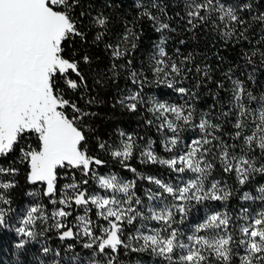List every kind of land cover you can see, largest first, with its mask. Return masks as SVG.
<instances>
[{
	"label": "snow or ice",
	"instance_id": "obj_1",
	"mask_svg": "<svg viewBox=\"0 0 264 264\" xmlns=\"http://www.w3.org/2000/svg\"><path fill=\"white\" fill-rule=\"evenodd\" d=\"M182 3L183 15H175L185 31L211 29L225 44L247 42L241 53L245 65L253 72L257 61L264 66V0L259 5L252 0ZM136 7V17L125 22L117 40L104 44L111 64L92 83L126 75V89L113 107L154 127L168 156L157 153L155 140L135 132L118 130L115 139H101L90 123L96 114L89 106L97 100L87 96L86 69L91 72L93 57L83 46L89 31L94 32L92 44L107 39L109 15H93L85 0H0V158L14 157L7 166L0 164V229L12 227L11 190L20 184L23 165L33 201L14 228L19 252L55 231L61 242L73 241L63 249L74 253L68 264H124L129 253H147L155 264H264V184L243 191L256 176L264 177V92L257 95L245 80L233 79L230 68L224 73L230 89L215 82L226 97L215 93L211 108L198 112L197 90L213 80L211 65L196 64L180 48L169 54L166 33L177 29L164 0H139ZM256 8L262 10L253 15ZM144 20L160 39L147 66L136 67L128 57L138 47ZM256 26L260 34L253 43ZM190 78L195 83L186 87ZM247 81L255 83L251 73ZM149 84L160 89L157 95L145 92ZM165 88L179 99L166 98ZM189 129L196 135L182 140L181 133ZM100 153L136 178L102 173L108 160ZM134 158L164 166L176 174L175 183L139 173L129 163ZM137 180L156 187L144 190L146 200L137 192ZM237 191L242 202L250 203L233 213L227 202ZM207 202H221L222 208L182 227L192 209ZM40 225L46 227L40 230ZM77 243L88 250L85 257L75 252ZM41 251L48 259L40 264H62V250L45 244Z\"/></svg>",
	"mask_w": 264,
	"mask_h": 264
},
{
	"label": "trees",
	"instance_id": "obj_2",
	"mask_svg": "<svg viewBox=\"0 0 264 264\" xmlns=\"http://www.w3.org/2000/svg\"><path fill=\"white\" fill-rule=\"evenodd\" d=\"M139 0H85L86 4H91V13L95 15L97 12H104L106 15L111 17L110 31L108 37L105 41L98 44H92L94 32L89 31L87 37V43L83 46L84 50L90 53L93 57V64L91 72L86 69V74H88V82L90 85V91L87 92L88 97H95L97 102L89 106V110L94 112L96 115L90 117V123L94 127L96 134L104 140L111 141L118 136V130H123L125 132H135L140 136H143L145 140L151 138L157 143L154 145L157 153L161 156H168L169 154L164 152L163 148L160 146V134L157 133L154 127L148 128L142 122L138 115L129 113L120 108L119 105L115 104L116 98L120 95L121 90L126 89V75H121L117 80H106L102 85H94L92 83L93 77L98 71H105L107 67L111 64V53L106 51L105 43H114L117 38L123 33L124 24L126 21H132L139 9L136 4ZM168 4V12L172 17V27H175L177 31L175 33H166L170 36L167 42L166 48L169 54L175 55V49L180 48L182 55H188L191 53L194 57L196 64L211 65L213 72L211 73L213 80L207 81L204 86L199 88L197 91L199 93V99L194 103L196 105L197 111H207L215 103L214 94L219 92L220 97H226L225 90L218 89L216 87V81H222L224 83L225 89L231 88V82L228 81L224 73L230 68L233 70V79L240 78L246 81V84L251 88L255 94L259 95L264 92V66H260L257 61L256 71H252V66L245 65L244 59L241 55L242 50H247L249 45L244 42L242 45H236L234 43L225 44L222 40L220 34L211 29L201 30L196 29L192 32L184 30V22L180 21L179 17L175 14L176 12H181L183 15V3L182 0H164ZM256 5L260 4V0H252ZM111 5V7H106V5ZM261 8H256L253 11V15ZM250 19V17H247ZM141 28L143 30V35L137 42L138 47L132 52L131 56L128 58L133 59V65L140 67L142 64L147 66L148 56L153 52V46L155 43L159 42L160 34L155 32L151 27L149 21L144 20L141 22ZM141 29L138 28L137 31ZM260 29L259 26L255 27V35L252 38L253 43L259 39ZM180 39L186 41L185 44L181 45L178 43ZM77 47L79 49L80 45L77 42ZM122 63L124 61H121ZM251 73L254 77L255 83L252 81H247V75ZM195 83L194 78H190L185 81L186 87H191ZM127 87H131L130 82H128ZM165 92H169L170 96L166 97L172 100H178L179 98L175 93H171L169 89H163ZM160 89L156 88L154 85H146L145 92L149 95H157ZM81 104L84 101H80ZM230 127V126H228ZM196 133L189 129L181 133L182 140L192 138ZM95 143V141H93ZM99 152V149L96 150ZM100 155L108 160V164L101 168L102 173H107L109 171L116 172L120 174L124 179H134L136 178L133 173L126 171L121 168V166L111 160L109 156L105 153H100ZM14 159L12 155L5 158H0V164L7 166L8 163ZM132 167L136 168L139 173L145 176L154 175L158 178L167 180L169 182L175 183L176 174L167 170L161 165L152 164H141L138 158H134L129 161ZM23 165H20L21 174L18 177L20 184L17 188L11 190L12 196V209L14 210L10 215L13 217L14 213L20 210H24L26 204L29 202V197L27 193L32 190V186L28 185L23 179ZM217 178H221L217 176ZM227 179L229 185L235 186L234 181L231 178L223 177ZM65 181H61L63 183ZM258 184H264V177L256 176L255 179L247 185L243 191H250L251 189L258 186ZM150 185L147 180H137V192L139 195L142 194L143 190ZM241 192L237 191L231 200L227 202V206L230 211L236 213L239 211L241 203L248 204L250 202H242L240 200ZM46 203V200L44 201ZM208 206L198 205L192 209L189 214L188 219L185 221L184 227L186 229V223H197L199 222L207 211L212 208L220 210L222 208L221 202H207ZM255 207V205H252ZM71 219V218H69ZM12 227L8 229H0V264H40L42 260H47L43 252L41 251L43 245H47L53 249L62 250V264H68V257L73 255V252H64L63 249L66 248L68 243H73V241L61 242L58 239L57 233L55 231L47 232L44 236L39 238V242L33 241L26 245V249L23 252H19L15 244L17 242V235L14 231L17 222L11 219L9 221ZM46 225H40V230H43ZM75 252H78L81 257H85L88 250L82 249L80 244H76ZM124 263L134 264L135 261L141 262V264H155L152 257L147 253H129L127 256L123 257Z\"/></svg>",
	"mask_w": 264,
	"mask_h": 264
},
{
	"label": "rangeland",
	"instance_id": "obj_3",
	"mask_svg": "<svg viewBox=\"0 0 264 264\" xmlns=\"http://www.w3.org/2000/svg\"><path fill=\"white\" fill-rule=\"evenodd\" d=\"M154 191L156 190V187H155V185H153V187H151ZM33 190V189H32ZM145 190V189H144ZM144 190H143V192H142V194L140 195L143 199H145L146 200V197H145V194H144ZM31 191V190H30ZM29 197V202L26 204V206H25V208H24V210L31 204V202L33 201V197H31V196H28ZM24 210H20V211H17V212H15L14 213V219H13V221H15V222H17L18 223V219H19V216L20 215H22V213H23V211ZM153 223H155V222H153ZM193 224H195V223H188V225H187V223L185 224L186 225V229L187 228H190L191 227V225H193ZM137 262L138 261H135V263L134 264H137ZM124 264H129L128 262H126V263H124ZM140 264H141V262H140Z\"/></svg>",
	"mask_w": 264,
	"mask_h": 264
}]
</instances>
